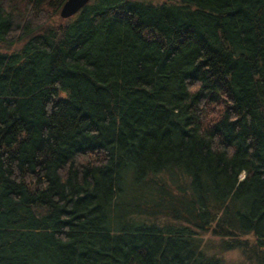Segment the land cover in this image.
Instances as JSON below:
<instances>
[{"label":"trees","instance_id":"obj_1","mask_svg":"<svg viewBox=\"0 0 264 264\" xmlns=\"http://www.w3.org/2000/svg\"><path fill=\"white\" fill-rule=\"evenodd\" d=\"M0 0V264H264V0Z\"/></svg>","mask_w":264,"mask_h":264},{"label":"water","instance_id":"obj_2","mask_svg":"<svg viewBox=\"0 0 264 264\" xmlns=\"http://www.w3.org/2000/svg\"><path fill=\"white\" fill-rule=\"evenodd\" d=\"M91 0H67L61 10V17L68 19L76 15Z\"/></svg>","mask_w":264,"mask_h":264}]
</instances>
